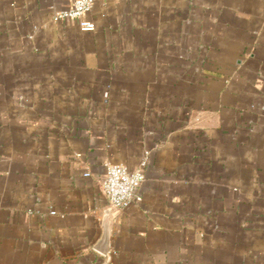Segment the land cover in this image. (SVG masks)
<instances>
[{"label": "crops", "instance_id": "obj_1", "mask_svg": "<svg viewBox=\"0 0 264 264\" xmlns=\"http://www.w3.org/2000/svg\"><path fill=\"white\" fill-rule=\"evenodd\" d=\"M73 2L0 0V264H264V0Z\"/></svg>", "mask_w": 264, "mask_h": 264}, {"label": "built area", "instance_id": "obj_2", "mask_svg": "<svg viewBox=\"0 0 264 264\" xmlns=\"http://www.w3.org/2000/svg\"><path fill=\"white\" fill-rule=\"evenodd\" d=\"M98 1L74 0L70 8L58 12L56 16L58 19L66 17L77 19L80 29L83 32H92L96 29V24L84 16L93 9ZM86 175H89V173H86ZM144 179V166L137 169H130L124 164H109L104 180V191L109 199L110 205L114 208L122 209L133 203H140L143 200L140 193V186ZM55 213V211H52V214Z\"/></svg>", "mask_w": 264, "mask_h": 264}, {"label": "water", "instance_id": "obj_3", "mask_svg": "<svg viewBox=\"0 0 264 264\" xmlns=\"http://www.w3.org/2000/svg\"><path fill=\"white\" fill-rule=\"evenodd\" d=\"M112 208H114V207H112ZM96 249L100 253H102L104 255L108 254V252H109V237H108V232L105 233L103 239L101 240V242L99 243V245L96 247Z\"/></svg>", "mask_w": 264, "mask_h": 264}]
</instances>
